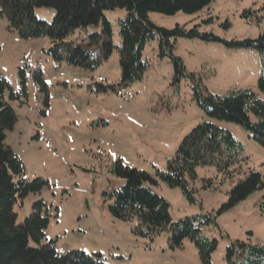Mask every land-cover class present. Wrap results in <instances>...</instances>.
<instances>
[{"label":"rangeland","instance_id":"1","mask_svg":"<svg viewBox=\"0 0 264 264\" xmlns=\"http://www.w3.org/2000/svg\"><path fill=\"white\" fill-rule=\"evenodd\" d=\"M33 12L46 22L54 15L49 8ZM126 14L123 9L104 12L115 46L120 45L118 21ZM149 20L164 29L198 26L199 32L225 41L255 39L264 32V0H212L194 14L150 13ZM92 32H100V25L73 31L56 58L47 37L24 39L0 16V75L9 86L3 99L16 116L5 144L21 160L26 181L48 182L14 207L16 220L23 221L41 200L49 213L44 241L56 240L60 255L96 253L104 264H205L190 239L172 249L167 234L153 241L139 238L132 233L134 221L111 216V194L124 183L116 175V163L154 178L164 173L183 139L203 120L194 88L202 95L204 90L224 95L251 89L264 97L256 88L260 57L251 49L180 37L170 43L186 76L173 85L168 56L160 57L157 41H150L142 53L146 70L141 79L123 87L116 50L103 58L93 47L85 65L67 61V45H86ZM217 124L242 144L243 153L228 163L214 156L196 168V180L190 183L194 203L162 181L151 187L167 202L172 222L215 217L201 228L203 236L216 241L208 264H226V248L236 241L264 247V188L216 215L248 172H258L264 182V147L235 124Z\"/></svg>","mask_w":264,"mask_h":264},{"label":"trees","instance_id":"2","mask_svg":"<svg viewBox=\"0 0 264 264\" xmlns=\"http://www.w3.org/2000/svg\"><path fill=\"white\" fill-rule=\"evenodd\" d=\"M212 0H0V16L7 17L9 26L22 38L47 37L52 43L56 58L65 39L78 29L100 25V32L88 34L87 44L67 45V61L85 65L97 48L103 58L118 54L120 84L123 87L141 79L146 66L142 53L146 44L157 41L158 55L168 56L172 68V84L177 85L186 76L181 60L173 56L170 41L184 37L197 38L205 42L220 43L229 49H251L260 57L261 72L256 82L258 92L264 95V32L255 39L225 41L211 33H201L198 26L187 30L175 25L172 29L155 26L149 20L150 13L173 16L176 13L194 14L210 4ZM34 8L54 10L51 22L40 20ZM123 9L126 16L118 21L120 45L111 41L110 23L104 12ZM92 46V48L90 47ZM8 83L0 75V264H104L101 255L83 251H69L60 255L56 252V240L44 241V231L49 223L47 206L38 200L33 203L31 213L17 222L15 206H20L29 194H39L48 186L41 178L24 179L21 160L5 144L6 133L12 130L16 116L4 101ZM194 88V98L203 120L183 139L164 173L156 178L147 173L124 167L116 163V175L123 185L111 194L108 211L112 217L122 221H134L132 233L136 237L153 241L167 234L170 248L181 246L186 238L199 249L203 263L208 264L216 241L201 234V228L214 222L215 217H192L172 222L167 202L154 193L151 187L162 181L169 188L180 189L182 195L194 203V191L190 183L196 180V168L206 165L213 158L228 163L243 153L242 144L230 131L217 123H231L241 127L249 137L264 147V97L251 89H233L224 95L206 92L200 94ZM206 182L205 188H209ZM264 188L258 172L250 171L229 192L228 199L216 215L245 200L254 191ZM57 208H55V217ZM32 242V245L30 244ZM226 264H264V247L253 246L241 241L226 248Z\"/></svg>","mask_w":264,"mask_h":264}]
</instances>
